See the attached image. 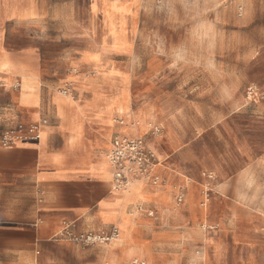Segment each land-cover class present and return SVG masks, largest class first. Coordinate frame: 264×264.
Segmentation results:
<instances>
[{"label": "rangeland", "instance_id": "rangeland-1", "mask_svg": "<svg viewBox=\"0 0 264 264\" xmlns=\"http://www.w3.org/2000/svg\"><path fill=\"white\" fill-rule=\"evenodd\" d=\"M104 1L47 0L43 29L26 20L9 29L6 42L40 49L44 99L46 85L68 68L63 49L100 48L128 77L130 107L144 109L157 122L155 150L148 146L155 129L137 137L158 168L177 171L202 189L207 184L210 200L249 211L251 241L235 252L244 258L252 253L256 264H264V0H136L124 11L122 39L119 20L109 24L104 18ZM113 1L107 3L118 6ZM152 56L158 60L154 67ZM67 87L63 83L56 93ZM8 102L12 98L0 91V105ZM35 112L20 110L16 122L0 125V133L24 136L50 121L44 114L34 118ZM28 212L27 226L36 229L42 216ZM130 225L125 218L123 227ZM114 227L85 228L81 219H66L38 244L13 253L10 264H112L100 252L106 241L88 243L85 237L109 236Z\"/></svg>", "mask_w": 264, "mask_h": 264}, {"label": "crops", "instance_id": "crops-1", "mask_svg": "<svg viewBox=\"0 0 264 264\" xmlns=\"http://www.w3.org/2000/svg\"><path fill=\"white\" fill-rule=\"evenodd\" d=\"M135 1L119 0L118 6L104 1L107 22L119 20V39L126 28L124 11ZM46 6L47 0H0V91L12 98L0 105V125L16 122L26 108L36 109L34 118L44 114L50 119L42 127L41 139L31 141L29 131L24 138L0 142V264H10L13 253L38 244L73 217L85 228L95 224L120 228L119 241L100 250L112 264L130 259L147 264H254L252 253L244 258L235 252L251 241L250 212L217 199L201 207L202 188L189 177L156 166L128 193L111 189L112 168L106 155L113 138L137 136L157 127V122L144 109L130 107L128 77L101 56L100 48L63 49L68 68L46 85L43 98L37 69L40 49L10 45L5 34L26 20L43 29ZM157 64L152 56L149 66ZM63 83L70 87L69 94L56 93ZM159 139L154 136L148 146L155 150ZM183 187L184 202L176 206L175 197ZM33 210L42 216L36 229L26 223ZM125 218L130 220L129 229L123 227Z\"/></svg>", "mask_w": 264, "mask_h": 264}, {"label": "built area", "instance_id": "built-area-1", "mask_svg": "<svg viewBox=\"0 0 264 264\" xmlns=\"http://www.w3.org/2000/svg\"><path fill=\"white\" fill-rule=\"evenodd\" d=\"M69 89L70 87L68 86L67 88L63 89V92L66 93V91ZM41 124L45 125L46 120H42ZM41 124L34 126L29 130V135L31 138H38V126ZM12 133L13 132L9 131L0 133V142L7 144L13 139H21L25 136L16 134L13 135ZM106 157L112 168V180L114 188L123 187L128 181L133 179L149 177L157 160L155 155L145 147L143 140L137 136L113 138L111 149L107 153ZM177 199L179 202L181 201V197H178ZM116 234L117 229L114 227L109 236L111 237L112 235ZM109 236H106L103 242L109 241ZM92 237V235H87L85 237V241L88 243L97 241V239L95 240ZM134 260V264H145L141 260Z\"/></svg>", "mask_w": 264, "mask_h": 264}, {"label": "bare ground", "instance_id": "bare-ground-1", "mask_svg": "<svg viewBox=\"0 0 264 264\" xmlns=\"http://www.w3.org/2000/svg\"><path fill=\"white\" fill-rule=\"evenodd\" d=\"M63 92V91H62ZM64 93V92H63ZM64 94H69L68 91H66V93ZM181 111V110H180ZM120 123L123 124L124 122L122 120H120ZM42 127L43 125L41 124L40 126H38V138L37 139H41L42 137ZM151 129H155V136L159 135L158 132H159V129L158 127H151ZM30 140V139H29ZM34 139H32L31 141H33ZM160 163H157L154 165V168L156 166H158ZM153 168V169H154ZM110 181H111V189L113 191H122L124 193H128L132 187L133 184L135 183H138V182H141L140 179H133V180H130L127 182V184L123 187H119V188H114V185H113V180H112V173H110ZM209 192H210V189L208 187H204L201 191V196H202V200L200 202V206L201 207H206V205L208 204L209 200H210V195H209ZM178 197H181V201L179 202L178 201ZM184 199H185V187H183V192L181 190H179L178 194L176 195L175 197V203H176V206H181L182 203L184 202ZM115 228L117 229V234L116 235H112L111 237L109 236V241H107L105 243V245H110L113 241L119 239L121 237V231H120V228L115 225ZM93 239H97L98 241H104V239L106 238V236H99V235H94L92 237ZM135 260L133 259V262ZM143 261V260H141ZM145 264H147L145 261H143Z\"/></svg>", "mask_w": 264, "mask_h": 264}]
</instances>
